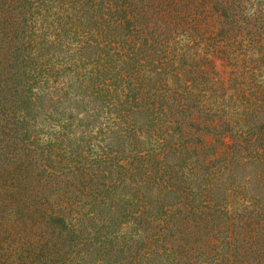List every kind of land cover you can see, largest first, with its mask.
I'll return each instance as SVG.
<instances>
[{
  "label": "trees",
  "instance_id": "trees-1",
  "mask_svg": "<svg viewBox=\"0 0 264 264\" xmlns=\"http://www.w3.org/2000/svg\"><path fill=\"white\" fill-rule=\"evenodd\" d=\"M0 177L15 264H264V0H0Z\"/></svg>",
  "mask_w": 264,
  "mask_h": 264
},
{
  "label": "rangeland",
  "instance_id": "rangeland-1",
  "mask_svg": "<svg viewBox=\"0 0 264 264\" xmlns=\"http://www.w3.org/2000/svg\"><path fill=\"white\" fill-rule=\"evenodd\" d=\"M212 61L218 79L226 83L229 69L215 58ZM21 240L15 231V177L4 181L0 177V264H15V247Z\"/></svg>",
  "mask_w": 264,
  "mask_h": 264
}]
</instances>
